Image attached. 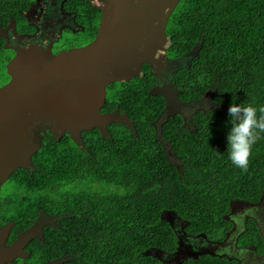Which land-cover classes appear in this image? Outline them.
Returning a JSON list of instances; mask_svg holds the SVG:
<instances>
[{
  "label": "trees",
  "instance_id": "16d2710c",
  "mask_svg": "<svg viewBox=\"0 0 264 264\" xmlns=\"http://www.w3.org/2000/svg\"><path fill=\"white\" fill-rule=\"evenodd\" d=\"M171 50L187 53L189 66L173 83L189 106L185 116L163 120L165 100L151 94L154 76L144 69L107 87L102 112L119 108L133 122L112 123L102 137L82 131L84 148L68 134L44 137L33 168L18 167L0 197L20 231L39 209L57 217L32 242L40 264H171L150 253H174V213L187 235L218 240L232 227L234 202H258L264 189V139L253 146L247 170L228 159L226 122L231 103L264 105V0H180L166 24ZM208 105V107H205ZM240 239L260 251L262 236L248 218ZM30 258V259H32ZM178 264H236L203 253Z\"/></svg>",
  "mask_w": 264,
  "mask_h": 264
},
{
  "label": "water",
  "instance_id": "95a60500",
  "mask_svg": "<svg viewBox=\"0 0 264 264\" xmlns=\"http://www.w3.org/2000/svg\"><path fill=\"white\" fill-rule=\"evenodd\" d=\"M179 1L106 0L101 2L97 37L86 47L55 56L50 51L29 47L8 63L10 81L0 88V185L14 169L31 164V155L38 145L28 143L27 127L34 122L52 123L57 134L68 131L80 148H84L82 131L97 128L106 137L107 126L117 123L135 132L126 113L100 112L106 102V88L139 76L144 63L158 68L163 65L168 43L166 24ZM198 48L194 46L192 56ZM150 93L164 98L165 109L179 102L171 89L156 86ZM263 198L264 189L260 201ZM226 218L230 220V215ZM164 219L173 227L168 218ZM44 225L38 218L12 245L2 249L10 229L7 225L0 232V264L3 260L25 257L23 247L30 239L41 238ZM52 264H63V260Z\"/></svg>",
  "mask_w": 264,
  "mask_h": 264
},
{
  "label": "flooded vegetation",
  "instance_id": "af4514ba",
  "mask_svg": "<svg viewBox=\"0 0 264 264\" xmlns=\"http://www.w3.org/2000/svg\"><path fill=\"white\" fill-rule=\"evenodd\" d=\"M105 1L106 0H0V88L10 81V76L7 72L8 63L24 49L35 47L38 50L50 51L52 56H55L62 52H69L74 49L86 47L90 44L97 37L101 24V2ZM166 36L168 37L167 33ZM170 49L171 42L168 37L165 51L166 55L165 58L163 57V65L158 68L156 65L151 66L149 63H144L141 66L142 70L140 75L143 74L144 69L147 68L154 76V87L157 86L164 90L171 89L174 91L177 94L179 103L182 104V108L173 117L176 115L185 116V104L179 99L180 90L175 87L173 77L178 70L189 66V62H191V51L181 54L176 50ZM116 111H119L120 114L125 113L120 112L119 108H115L112 112ZM100 112H102V108ZM162 119L165 121L167 120L165 107L163 109ZM53 126L52 123L46 121L29 124L27 127L29 135L28 143L38 145V151L44 137L50 136L60 139L65 134L70 136L66 130L61 134L55 133ZM37 151L31 155V164L27 165L25 169L29 170L33 168L32 158ZM16 169H14L11 174L16 171ZM11 174L8 176L7 180L0 185V197L2 195V187L6 182H10L9 179ZM259 201L244 203L249 206H254L259 203ZM240 202L243 201H239V203ZM6 209L3 205L0 206V232L7 225L10 228L5 241L1 245L2 249L12 245L17 240L18 236L25 229L32 226L38 218L41 217L45 225L41 229V238L34 237L30 239L23 247L25 257L3 260L2 263L40 264L34 257L32 258V251L29 249V244L35 242L36 246L37 241L44 242L45 228L48 226L57 227V217L39 209V214L31 225L20 231H14L15 228L24 225L25 222H18L21 223L18 225L15 220H9L10 213ZM231 212L232 211H230L228 215H230L232 227L227 231L225 236L218 240L208 239V241L214 242L215 246L217 243L228 245L227 249L220 252L216 251V253L209 251H201V253L208 252L216 257L225 258L229 262H235L236 264H264V247L258 251L253 245L245 244L240 239L241 235L246 232L245 228L248 218L251 217L253 220L255 218L250 216L252 212L249 210L244 211L243 215H249L245 222H242V218L234 219ZM255 223L257 224L264 243V224H259L257 221H255ZM197 236L200 235H187L189 238L187 241L194 245H197L196 242L199 241V249H201L200 246H204L202 244L203 241L198 239L195 242V237ZM54 261L55 260H47L44 264H52Z\"/></svg>",
  "mask_w": 264,
  "mask_h": 264
},
{
  "label": "clouds",
  "instance_id": "9594fccd",
  "mask_svg": "<svg viewBox=\"0 0 264 264\" xmlns=\"http://www.w3.org/2000/svg\"><path fill=\"white\" fill-rule=\"evenodd\" d=\"M192 57L191 55V58ZM205 107H208V105H205ZM228 117L229 119L226 122V126L228 127L226 134L228 159L237 168L246 171L249 166V158L252 155L253 146L256 145L259 140L264 139V105L256 106L251 103H231L228 108ZM166 215L167 213L164 217H166ZM155 251L174 254L178 249L174 253H167L159 249L150 252ZM200 254L203 253L187 256L184 259L195 258ZM208 254L213 255L211 253ZM61 260H63L64 264V259Z\"/></svg>",
  "mask_w": 264,
  "mask_h": 264
},
{
  "label": "rangeland",
  "instance_id": "374dc122",
  "mask_svg": "<svg viewBox=\"0 0 264 264\" xmlns=\"http://www.w3.org/2000/svg\"><path fill=\"white\" fill-rule=\"evenodd\" d=\"M181 108H182V104L179 102L171 103V105L169 104L166 108V117L172 116L173 114L178 113L181 110ZM188 109H189V106H185L184 110L186 113ZM11 186L12 185L10 182L8 183L6 182L4 186L2 187L3 188L2 193L8 194L9 190L11 189ZM245 210H249L250 212H252L250 213L251 214L250 216L255 217L254 220L257 221V223L264 224V198L262 201H260L254 206H249L245 204L244 202H240V203L234 202L232 204L231 215L233 216L234 219L242 218V222H245L247 220V217H249V215L248 216L243 215ZM166 218H168L172 222L173 227L175 228L177 232L178 243H179L178 251L172 255H169V254L167 255L166 253H163L160 251H155V252H150V253L162 257L167 262L178 264L185 257L199 254L201 253V251H209L212 253H216V251L220 252L222 250L224 251L227 249L228 245L217 243V245L215 246V243L208 241V239L204 235L195 237V242L198 239H201V241H203L202 244L204 246H200L201 249H199V241L196 242L197 245H194L191 242L187 241V239L189 238L187 237V235L184 234V231H183L184 222L181 219L176 217L174 213H167Z\"/></svg>",
  "mask_w": 264,
  "mask_h": 264
}]
</instances>
